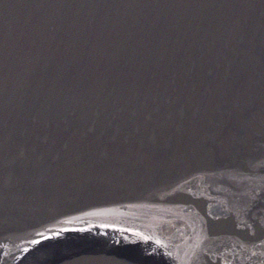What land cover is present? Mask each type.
<instances>
[{
    "label": "snow or ice",
    "instance_id": "6c2138e0",
    "mask_svg": "<svg viewBox=\"0 0 264 264\" xmlns=\"http://www.w3.org/2000/svg\"><path fill=\"white\" fill-rule=\"evenodd\" d=\"M81 231H83V230H81ZM50 235L60 236V233L57 232V233H53ZM41 239H48V238L47 237H41ZM33 243H39V241H33ZM54 246H55V244H54ZM98 260H99V257L90 256V257L85 258L83 264H97Z\"/></svg>",
    "mask_w": 264,
    "mask_h": 264
}]
</instances>
